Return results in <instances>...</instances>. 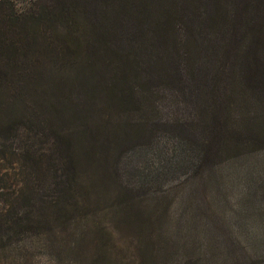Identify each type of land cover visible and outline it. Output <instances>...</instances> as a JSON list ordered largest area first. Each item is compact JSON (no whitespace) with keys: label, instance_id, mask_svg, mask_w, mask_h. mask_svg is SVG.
<instances>
[{"label":"rangeland","instance_id":"obj_1","mask_svg":"<svg viewBox=\"0 0 264 264\" xmlns=\"http://www.w3.org/2000/svg\"><path fill=\"white\" fill-rule=\"evenodd\" d=\"M27 1L14 0V11ZM79 6L82 19L88 7ZM58 13L34 21V47L26 45L30 34L11 35L26 46L23 54L6 59L0 47V84L8 62L30 84L18 99L17 134L2 146L0 264H264V141L241 161L168 180L164 190L131 199V181L145 183L131 179V170L155 175L160 159L155 149L121 140L119 124L131 127V117L119 118L106 99L87 105L97 131L85 139L78 117L85 98L75 85L87 53L70 40L85 44L90 33L72 34L73 15ZM0 93L7 99L2 86ZM244 109L245 134L264 129V101ZM233 118L230 127L238 124ZM71 130L80 134L75 148Z\"/></svg>","mask_w":264,"mask_h":264},{"label":"trees","instance_id":"obj_2","mask_svg":"<svg viewBox=\"0 0 264 264\" xmlns=\"http://www.w3.org/2000/svg\"><path fill=\"white\" fill-rule=\"evenodd\" d=\"M83 1L88 8L81 19ZM58 11L73 15L72 34L84 28L90 33L85 44L81 37L70 40L87 53L75 85L85 98L78 114L85 139L90 142L97 131V116H89L87 105L106 99L119 118L131 117V127L119 124L121 140L130 138L131 148L155 149L160 159L155 175L131 170V179L145 182L131 181V199L164 190L168 180L241 161L264 141L261 125L254 135L243 129L244 106L264 101L258 92L264 89V0H30L18 13L14 0H0L1 57L24 53L26 46L10 38L18 32L32 37L26 45H37L34 21ZM8 63L0 84L8 96L0 97V160L4 142L21 125L18 99L30 86ZM160 100L168 106L162 108ZM233 117L239 125L230 127ZM72 130L75 148L80 134ZM46 177L41 168L39 178Z\"/></svg>","mask_w":264,"mask_h":264}]
</instances>
